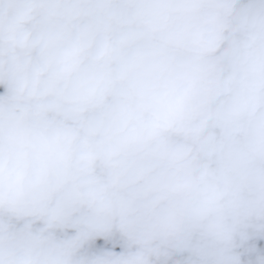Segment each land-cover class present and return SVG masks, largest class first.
<instances>
[{
	"label": "water",
	"instance_id": "water-1",
	"mask_svg": "<svg viewBox=\"0 0 264 264\" xmlns=\"http://www.w3.org/2000/svg\"><path fill=\"white\" fill-rule=\"evenodd\" d=\"M0 264H264V0H0Z\"/></svg>",
	"mask_w": 264,
	"mask_h": 264
},
{
	"label": "trees",
	"instance_id": "trees-1",
	"mask_svg": "<svg viewBox=\"0 0 264 264\" xmlns=\"http://www.w3.org/2000/svg\"><path fill=\"white\" fill-rule=\"evenodd\" d=\"M0 99H1V94H0Z\"/></svg>",
	"mask_w": 264,
	"mask_h": 264
}]
</instances>
